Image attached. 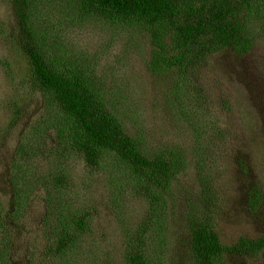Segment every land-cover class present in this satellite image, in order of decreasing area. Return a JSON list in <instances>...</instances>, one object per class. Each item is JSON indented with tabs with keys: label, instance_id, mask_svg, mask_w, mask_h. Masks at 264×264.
<instances>
[{
	"label": "rangeland",
	"instance_id": "374dc122",
	"mask_svg": "<svg viewBox=\"0 0 264 264\" xmlns=\"http://www.w3.org/2000/svg\"><path fill=\"white\" fill-rule=\"evenodd\" d=\"M37 24L46 31L53 51H67L71 61L94 69L107 86L122 90L116 108L125 113L129 132L144 137L156 149L178 144L186 148L189 158L196 152L204 154L218 199L215 224L225 243L264 235L262 36L244 54L231 47L214 53L195 79V93L186 83L178 87L175 71L154 70L150 37L125 19L90 12L76 0H45L39 4ZM18 37L12 3L0 0V209L19 208L9 222L14 264H129L127 232L139 228L147 202L128 186L121 188L124 179L119 178L112 159L91 169L82 158H71V196L65 199L72 206L90 208V226L73 247L50 255L55 249L48 247L52 240L45 220L49 202L57 210H65L68 202L61 200L58 188L36 179H47L46 173L54 167L44 150L51 145L52 134L43 133L46 101L34 84ZM21 146L29 149L28 157L14 166L23 155L24 150L18 151ZM22 180L27 192L17 194L19 205L14 201L18 198L15 184ZM196 190L193 161L175 186L180 199L176 209L168 204L166 245L157 258L164 264H196L183 201ZM227 257L229 264H264V249L254 256Z\"/></svg>",
	"mask_w": 264,
	"mask_h": 264
},
{
	"label": "trees",
	"instance_id": "16d2710c",
	"mask_svg": "<svg viewBox=\"0 0 264 264\" xmlns=\"http://www.w3.org/2000/svg\"><path fill=\"white\" fill-rule=\"evenodd\" d=\"M10 2L19 24L18 44L29 62L34 84L46 101L43 133L52 134L48 140L51 145H45L44 150L54 167L46 173L47 179L36 177L40 183L58 188L64 201L71 196V158H82L91 169L100 168L112 159L120 172L119 178L124 179L121 188L128 186L147 202L139 228L127 232L128 262L164 264L157 258H161L166 245L168 204L176 209L180 199L175 186L194 161L199 190L188 193L183 201L195 263L229 264L228 254L254 256L264 249V235L242 236L231 244L222 240L215 224L219 215L215 184L202 152L189 158L183 145L168 144L156 149L144 137L129 132L122 116L125 113L116 108L117 95L122 90L107 86L104 77L94 69L71 61L67 51L62 54L51 48L46 31L37 24L39 4L45 0ZM76 3L90 12L102 11L112 18L125 19L129 25H137L151 39L154 70L175 71L178 87L186 83L195 93L198 87L195 79L214 53L231 47L244 54L254 46L257 36L264 38V0H76ZM20 150H24L23 155L14 166H20L28 157L25 151L29 149L21 146ZM15 187L16 196L27 192L24 181H17ZM14 201L19 205L22 202L20 197ZM67 202L68 207L63 205L65 210H57L49 202L45 220L52 240L48 247L55 249H51L50 255L73 247L74 240L90 226V208L73 207ZM1 209L0 264H14L10 247L13 226L9 222L17 216L19 208ZM155 235L159 238L157 243Z\"/></svg>",
	"mask_w": 264,
	"mask_h": 264
}]
</instances>
